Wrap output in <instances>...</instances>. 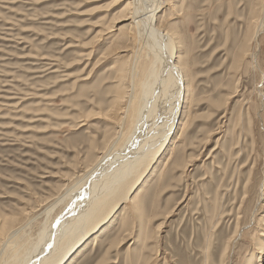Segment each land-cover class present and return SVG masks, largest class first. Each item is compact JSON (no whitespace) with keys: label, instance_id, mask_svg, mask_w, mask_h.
Returning a JSON list of instances; mask_svg holds the SVG:
<instances>
[{"label":"rangeland","instance_id":"rangeland-1","mask_svg":"<svg viewBox=\"0 0 264 264\" xmlns=\"http://www.w3.org/2000/svg\"><path fill=\"white\" fill-rule=\"evenodd\" d=\"M128 2L0 0V264L129 133L115 123L153 52ZM153 3L187 102L129 199L63 264H264V0Z\"/></svg>","mask_w":264,"mask_h":264},{"label":"bare ground","instance_id":"bare-ground-1","mask_svg":"<svg viewBox=\"0 0 264 264\" xmlns=\"http://www.w3.org/2000/svg\"><path fill=\"white\" fill-rule=\"evenodd\" d=\"M146 2L152 3L153 0H130L124 7L126 11L133 9L129 18L133 19L140 33L141 30L145 32L153 52L151 64L143 68V77L137 85H133L128 104L121 111L124 116L115 123L121 132L127 128V124L130 125L127 137L121 144L117 142L119 138L112 140L111 149L100 153L102 156L98 162L81 175V182L70 196L73 201L67 205L66 213L56 220L55 225L45 226L38 240L32 246L24 247L26 251L20 253L14 250L10 258L12 260L9 259L12 264H63L77 247L107 223L113 213L129 199L131 190L141 179V167L156 157L171 136L175 124H178L182 105L187 102L185 96L189 86L184 68L176 63L177 55L171 35L162 31L154 21L156 4L147 6ZM263 30L262 8L260 29H257L256 36ZM126 97L120 96L119 104L126 102ZM130 111L132 119H129ZM117 144L120 146L114 149ZM258 197L260 206H264L261 203L264 197L262 189ZM262 225L261 230L264 231V220ZM94 244H98L97 238ZM261 246L260 253L263 254L264 245Z\"/></svg>","mask_w":264,"mask_h":264}]
</instances>
